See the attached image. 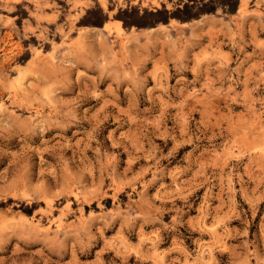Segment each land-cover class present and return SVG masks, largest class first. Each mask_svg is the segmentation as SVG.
I'll return each instance as SVG.
<instances>
[{
    "label": "rangeland",
    "instance_id": "obj_1",
    "mask_svg": "<svg viewBox=\"0 0 264 264\" xmlns=\"http://www.w3.org/2000/svg\"><path fill=\"white\" fill-rule=\"evenodd\" d=\"M187 1L0 0V264H264V0Z\"/></svg>",
    "mask_w": 264,
    "mask_h": 264
},
{
    "label": "trees",
    "instance_id": "obj_2",
    "mask_svg": "<svg viewBox=\"0 0 264 264\" xmlns=\"http://www.w3.org/2000/svg\"><path fill=\"white\" fill-rule=\"evenodd\" d=\"M229 1V2H228ZM218 6H222L230 12H236L239 6V0H188L184 3L183 7H179L176 10H169L166 7L158 8L151 13L156 16L150 21L141 22L140 20H133L125 23H137L139 24H152L157 21L168 22L170 17H175L181 20H191L199 17L205 12H212L217 9Z\"/></svg>",
    "mask_w": 264,
    "mask_h": 264
},
{
    "label": "bare ground",
    "instance_id": "obj_3",
    "mask_svg": "<svg viewBox=\"0 0 264 264\" xmlns=\"http://www.w3.org/2000/svg\"><path fill=\"white\" fill-rule=\"evenodd\" d=\"M8 36H9V32H8ZM17 43V42H16ZM15 44V43H14ZM19 46V45H18Z\"/></svg>",
    "mask_w": 264,
    "mask_h": 264
}]
</instances>
